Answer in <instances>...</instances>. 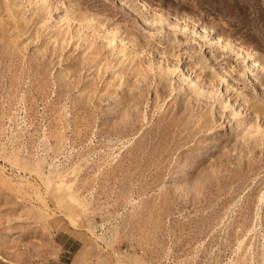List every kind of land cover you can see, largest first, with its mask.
Here are the masks:
<instances>
[{
	"label": "rangeland",
	"instance_id": "1",
	"mask_svg": "<svg viewBox=\"0 0 264 264\" xmlns=\"http://www.w3.org/2000/svg\"><path fill=\"white\" fill-rule=\"evenodd\" d=\"M0 264H264V0H0Z\"/></svg>",
	"mask_w": 264,
	"mask_h": 264
},
{
	"label": "crops",
	"instance_id": "2",
	"mask_svg": "<svg viewBox=\"0 0 264 264\" xmlns=\"http://www.w3.org/2000/svg\"><path fill=\"white\" fill-rule=\"evenodd\" d=\"M62 247H63L64 249H66V248H67V247H66V245H63Z\"/></svg>",
	"mask_w": 264,
	"mask_h": 264
}]
</instances>
